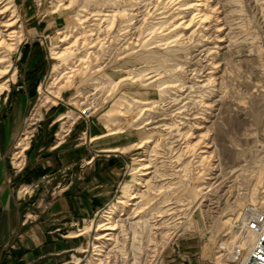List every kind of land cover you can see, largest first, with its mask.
<instances>
[{"label": "rangeland", "instance_id": "rangeland-1", "mask_svg": "<svg viewBox=\"0 0 264 264\" xmlns=\"http://www.w3.org/2000/svg\"><path fill=\"white\" fill-rule=\"evenodd\" d=\"M0 10L1 28L18 33L14 50L0 49V105L25 76L22 47L42 52L12 169L51 108L57 139L78 121L81 142L90 126L93 143L125 156L103 205L58 232L76 246L53 264H169L180 246L219 264L239 210L264 205V0H3ZM43 183L21 185L20 199Z\"/></svg>", "mask_w": 264, "mask_h": 264}, {"label": "crops", "instance_id": "crops-1", "mask_svg": "<svg viewBox=\"0 0 264 264\" xmlns=\"http://www.w3.org/2000/svg\"><path fill=\"white\" fill-rule=\"evenodd\" d=\"M21 53L25 76L13 87L10 102L0 105V247L14 243L9 253L0 250V264H53L65 260L76 246L74 240L58 232L79 225L103 205L122 174L125 156L118 147L93 143L97 136L90 126L86 143L81 142L83 124L78 121L70 123L57 139L59 130L54 131L61 126L59 109L51 108L41 118L23 169L14 171L9 156L36 97L35 79L42 63L36 45L28 43ZM35 181L45 183L31 198L21 200L19 187ZM50 191L51 197L47 195ZM42 194L51 199L46 207L39 202ZM165 258L169 264L212 263L197 252H183L181 246Z\"/></svg>", "mask_w": 264, "mask_h": 264}, {"label": "built area", "instance_id": "built-area-1", "mask_svg": "<svg viewBox=\"0 0 264 264\" xmlns=\"http://www.w3.org/2000/svg\"><path fill=\"white\" fill-rule=\"evenodd\" d=\"M37 186L38 184H35V187ZM240 213L238 220L233 222L235 235L234 240L231 239L232 245L228 249H222L218 254L222 255L224 252L222 256L226 258L227 264H264V205H246ZM247 238L251 241L241 245L240 241ZM99 251L97 253L105 252L102 249ZM104 256L107 261L109 254L108 256L103 254ZM155 263L160 264L158 259Z\"/></svg>", "mask_w": 264, "mask_h": 264}, {"label": "bare ground", "instance_id": "bare-ground-1", "mask_svg": "<svg viewBox=\"0 0 264 264\" xmlns=\"http://www.w3.org/2000/svg\"><path fill=\"white\" fill-rule=\"evenodd\" d=\"M3 0H0V3L2 2ZM200 5V3H194L193 4V6H199ZM192 5H189L188 7H193ZM197 10H200L199 8L197 9ZM200 11H202V10H200ZM2 12V10H0V13ZM205 15H206V13L205 12H202L201 13V17L200 18H202V19H204L205 20ZM11 25H13V22H9V21H6V23H4L3 24V26H6V27H8V26H11ZM9 29H2L1 28V26H0V49H4V50H6L7 51V53H9L10 51H12V50H14V47H13V44H14V42H13V40H15L14 38H16L17 37V34L18 33H16V31L15 30H11V31H8ZM7 55V54H6ZM7 58H6V56L5 57H3L1 60H0V70L2 71V74H6V73H8V71L9 70H6L7 69V67L5 66V64L7 63V60H6ZM54 97H56L57 98V96H54ZM23 139H25V137L24 138H22V140ZM20 144V143H19ZM135 197V195H132V196H130V198H134ZM253 205V204H252ZM251 205V206H252ZM262 205V203H259V205H254V206H261ZM246 206V205H245ZM245 206H243V207H245ZM243 207L239 210V212H238V215H237V218H236V220H238V218H239V216H240V211L243 209ZM109 220V219H108ZM111 222H105V223H102L100 226L102 227L101 229L102 230H112V229H115V224H113V221L112 220H110ZM107 235V234H106ZM101 237V236H100ZM232 240H234L233 238H232ZM232 240H230V241H228V240H224V241H221L216 247V250H215V253L217 254V253H219L220 251H222V249L224 250V249H228V248H230V246L232 245V243H233V241ZM246 241L247 242H249V241H251V239L250 238H247L245 241H240L241 242V245H246ZM238 242V241H237ZM224 253V252H223ZM223 253H221L222 255H223ZM222 255H219V254H217V255H215L214 256V258L217 260V262L219 263V264H227V261H226V258L225 257H223Z\"/></svg>", "mask_w": 264, "mask_h": 264}]
</instances>
